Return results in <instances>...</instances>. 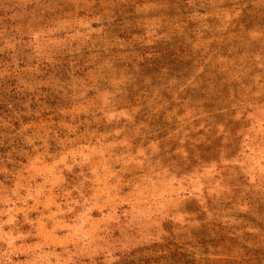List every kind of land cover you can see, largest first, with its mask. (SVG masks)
Segmentation results:
<instances>
[{"label": "rangeland", "instance_id": "rangeland-1", "mask_svg": "<svg viewBox=\"0 0 264 264\" xmlns=\"http://www.w3.org/2000/svg\"><path fill=\"white\" fill-rule=\"evenodd\" d=\"M0 264H264V0H0Z\"/></svg>", "mask_w": 264, "mask_h": 264}]
</instances>
